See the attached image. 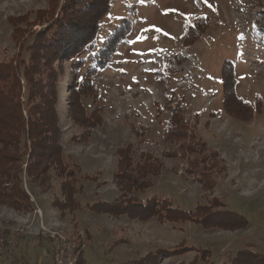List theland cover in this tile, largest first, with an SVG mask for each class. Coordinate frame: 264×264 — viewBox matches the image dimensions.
<instances>
[{
  "label": "rangeland",
  "instance_id": "374dc122",
  "mask_svg": "<svg viewBox=\"0 0 264 264\" xmlns=\"http://www.w3.org/2000/svg\"><path fill=\"white\" fill-rule=\"evenodd\" d=\"M256 1L109 0L95 39L79 53L88 59L122 24L115 52L92 75L89 91L96 96L84 97L88 112L99 106L100 123L84 127L65 113L70 60L61 69L55 63L57 75L49 79L59 93L60 145L78 180V206L61 213L51 205L61 199L64 178L53 170L43 187L22 172L31 207L0 205V264H123L155 251L159 264H264V33ZM61 2L0 0V63L32 57L27 48L47 24V13L54 10L56 18ZM204 15L207 25L185 37L186 27ZM225 59L235 69L240 99L253 102L257 95L260 101L247 117L232 118L222 108ZM33 76L40 79L41 73ZM19 81L20 109L27 116L31 104L25 101L24 79ZM176 100L183 104L187 130L165 138L163 127ZM129 145L134 166L151 157L162 167L158 176H148L151 186L121 195L113 178L116 151ZM20 147L29 152L25 135ZM150 196L167 197L189 211L215 205L238 212L246 225L205 229L190 221L162 224L155 217L139 221L88 208L96 201ZM218 220L231 223L224 216Z\"/></svg>",
  "mask_w": 264,
  "mask_h": 264
},
{
  "label": "trees",
  "instance_id": "16d2710c",
  "mask_svg": "<svg viewBox=\"0 0 264 264\" xmlns=\"http://www.w3.org/2000/svg\"><path fill=\"white\" fill-rule=\"evenodd\" d=\"M256 2L259 6V14L263 15L258 29L264 33V0ZM108 6L109 0H62L56 18L53 17L54 10L47 13L45 16L47 24L36 33L38 39H35L27 48L31 50L32 57L22 59L17 55L14 61L11 59L9 62L0 63L2 69V76H0V83H2L0 86V205L17 210L30 208L28 194L24 192L22 186V172L25 171L32 183L37 181V184L43 187L42 183L47 177L49 179V173L53 170L56 176L64 178L59 183L61 199L54 198L51 205L59 208L61 213L65 209L70 211L78 206L74 198V194L80 189L77 186L78 180L73 169L67 168L60 145V116L55 109L59 93L49 79L57 75V70L53 69L55 63L61 69L63 63L70 60L72 80L65 88L68 104L65 113L72 121L84 127H93L100 123L102 119L99 117V106H93L88 112L84 105V97L96 96V93L89 91L94 86L92 75L104 69L105 63L115 52L117 41L120 37L122 38L120 28L122 24L114 28L102 47L98 51H93L88 59L80 57L79 53L85 47H89L95 39L100 18L107 12ZM208 22L209 18L206 15L195 19L192 25L186 27L185 37L187 33L200 32L199 27L206 26ZM46 70L48 72H45L46 80H44ZM234 70L232 62L225 59L220 72L222 108L232 118L247 117L250 109L257 104L260 105V101L257 95L253 102L240 99L236 93L237 78ZM35 71L41 73L40 79L33 76ZM21 78L24 79L28 91L25 101L31 104L26 108L27 116L22 115L20 109L19 94L22 85L19 80ZM174 103L169 107L171 118L163 127L165 138L175 134L176 138L180 137L187 130L181 114L183 104L180 100ZM23 135L29 141V152L26 150L21 152L20 138ZM130 148L129 145L116 151L118 161L113 178L121 195L151 186L148 176H158L162 167L156 159L151 161V157H146V160L134 166ZM24 155L27 156L26 161H24ZM213 207L215 205H197L189 211L174 206L167 197L161 199L155 196H150L144 201L121 197L120 200L111 203L96 201L88 204V208L95 212L111 216L126 214L131 219L139 221L152 217L162 224L163 222L190 221L205 229L212 227L236 229L246 225L245 217L238 212ZM219 215L231 219V223L229 225L222 223L218 220ZM195 249L198 248L195 247ZM160 259L161 255L155 251L148 252L140 260L123 264H159ZM79 263L77 260V264Z\"/></svg>",
  "mask_w": 264,
  "mask_h": 264
},
{
  "label": "built area",
  "instance_id": "2783aa9c",
  "mask_svg": "<svg viewBox=\"0 0 264 264\" xmlns=\"http://www.w3.org/2000/svg\"><path fill=\"white\" fill-rule=\"evenodd\" d=\"M60 251H61V250H60ZM60 251H59L58 253L55 254V255H56V256H55L56 259H58V257H60V254H61ZM56 259H55V260H56ZM54 263H55V262H54ZM60 263H61V262H57V260H56V264H60Z\"/></svg>",
  "mask_w": 264,
  "mask_h": 264
},
{
  "label": "snow or ice",
  "instance_id": "6c2138e0",
  "mask_svg": "<svg viewBox=\"0 0 264 264\" xmlns=\"http://www.w3.org/2000/svg\"><path fill=\"white\" fill-rule=\"evenodd\" d=\"M205 2H207V0H205Z\"/></svg>",
  "mask_w": 264,
  "mask_h": 264
}]
</instances>
